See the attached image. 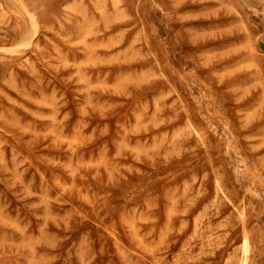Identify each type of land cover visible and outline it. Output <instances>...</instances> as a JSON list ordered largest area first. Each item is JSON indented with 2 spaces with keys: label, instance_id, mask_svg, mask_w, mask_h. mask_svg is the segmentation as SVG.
Segmentation results:
<instances>
[{
  "label": "rangeland",
  "instance_id": "rangeland-1",
  "mask_svg": "<svg viewBox=\"0 0 264 264\" xmlns=\"http://www.w3.org/2000/svg\"><path fill=\"white\" fill-rule=\"evenodd\" d=\"M263 73L264 0H0V264H264Z\"/></svg>",
  "mask_w": 264,
  "mask_h": 264
},
{
  "label": "bare ground",
  "instance_id": "bare-ground-1",
  "mask_svg": "<svg viewBox=\"0 0 264 264\" xmlns=\"http://www.w3.org/2000/svg\"><path fill=\"white\" fill-rule=\"evenodd\" d=\"M30 19H31V18H30ZM250 46H251V45H250ZM221 48H222V47H221ZM214 51H215V50H214ZM216 51H217V50H216ZM221 53H222V52H221ZM213 54H214V53H212V55H213ZM212 55H211V56H212ZM251 58H252V57H251ZM206 61H207V60H206ZM247 62H249V61H247ZM247 62H246V63H247ZM257 65H258V64H257ZM231 71H232V70H231ZM263 74H264V73H263ZM262 76H263V75H262ZM256 87H257V86H256ZM247 90H248V89H247ZM244 91H245V90H244ZM263 92H264V91H263ZM261 94H262V93H261ZM260 104H261V103H260ZM261 106H263V104H262ZM251 107H253V106H251ZM254 110H256V109H254ZM249 113H250V112H249ZM243 115H244V114H243ZM245 116H246V115H245Z\"/></svg>",
  "mask_w": 264,
  "mask_h": 264
}]
</instances>
